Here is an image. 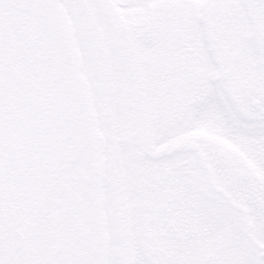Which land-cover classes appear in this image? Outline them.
Returning <instances> with one entry per match:
<instances>
[{"label": "snow or ice", "instance_id": "snow-or-ice-1", "mask_svg": "<svg viewBox=\"0 0 264 264\" xmlns=\"http://www.w3.org/2000/svg\"><path fill=\"white\" fill-rule=\"evenodd\" d=\"M0 264H264V0H0Z\"/></svg>", "mask_w": 264, "mask_h": 264}]
</instances>
